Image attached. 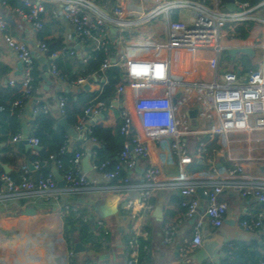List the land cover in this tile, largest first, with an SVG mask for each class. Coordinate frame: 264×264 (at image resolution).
I'll return each instance as SVG.
<instances>
[{
	"label": "built area",
	"instance_id": "built-area-1",
	"mask_svg": "<svg viewBox=\"0 0 264 264\" xmlns=\"http://www.w3.org/2000/svg\"><path fill=\"white\" fill-rule=\"evenodd\" d=\"M24 8L15 11L22 19L30 24L35 32L44 28L43 15L46 4L58 7L56 18L66 20L75 35L84 44L91 41L97 42V47L108 54L111 30L117 29L115 42L120 46L119 59L107 57L98 72L71 81L68 74L58 69L53 63L47 72L58 81L70 87L82 88L89 81L98 83L103 80L105 73L112 66H117L124 75L125 81L130 84L143 86H159L165 89L168 104L164 108H154L156 120L150 124L153 129L151 141H170V153L175 160V167L179 174L184 176V170L193 163L189 145V137L201 136L204 139L195 149V158L205 166V173L211 178L189 180L186 178L171 179L158 166H150L145 170V181L137 190L139 192L141 211L151 210L149 200L157 192L179 190L183 201L187 219H195L192 237L185 239L179 249V256L171 264H183L191 255L203 247L204 230L208 223L213 228H220L228 212V204L219 201V196L224 191H233L245 199H251L264 205V178H253L248 173V163L258 160L264 168V157L256 158L254 154L264 149L260 145L264 139H252V135L264 133V31L262 40L255 44L246 45L238 38L236 31L240 27L248 28L253 23H258L264 30V19L258 14L264 7V1L256 6L250 3L234 1L235 11L227 8L222 0H159L146 1V6L141 12L128 13L117 7L114 9L100 8L93 0H20ZM5 3V2H4ZM186 12L187 19H174V15ZM160 27L155 31V27ZM148 28L145 34L134 33V29ZM0 29L6 34V41L10 51L22 65L23 86L22 100L14 107L20 114L25 104L33 98L34 94V65L35 56L28 44L23 40L15 39L10 35L9 25L0 18ZM130 36V38H126ZM41 55L49 57V47L45 40L37 42ZM250 48L259 55L254 61L255 68L245 72L242 62L235 56L226 66L227 70L219 74V60L223 52ZM175 52H182L186 72L172 69ZM61 54L75 55L72 49L64 48ZM211 57L209 61L205 58ZM54 57V54L51 55ZM233 57V56H232ZM114 61V62H113ZM202 61V62H201ZM211 70V78L195 79L188 70H195L197 64H207ZM199 64V65H200ZM183 74V75H181ZM92 83V84H93ZM15 85L14 81L10 82ZM125 85L119 84L113 103H117L125 94ZM179 94V97L177 95ZM67 98L60 96L58 107L60 114L65 116ZM113 107V105H109ZM107 105L102 102L94 103L85 111L75 125L77 134L84 136L91 133L87 128V119L91 115H98ZM153 110V109H151ZM197 111L196 120L198 128L192 126L191 111ZM161 112V113H158ZM48 115L49 108L45 105H35L33 115ZM122 124L120 135L127 141L123 150L118 155L117 162L110 169V162L106 161L94 166V170L101 172L108 181L122 177L124 171L131 172L138 167L141 160L150 156L148 140L142 139L135 131L134 118L127 108L122 109ZM163 118L161 121L160 118ZM232 135H246L243 141L246 144L247 156L242 161H235L231 151L235 142ZM24 138L18 134L13 140L22 141ZM29 143L37 147L39 140L29 139ZM70 137L67 136L60 156L69 149ZM242 144V142L240 143ZM216 156L224 158L230 165L222 167ZM83 152H78L65 168L56 156L49 160L37 161L33 164L37 171H41L48 162L54 164L56 170L63 173L67 189L57 186L54 172H48L34 180L30 175L28 166L22 168L19 182L8 175L2 177L3 186L0 188V205L27 198L31 194L58 201L65 193H83L92 188V182L82 170ZM164 177V178H163ZM130 178H123L129 183ZM202 189L207 199V207L200 214V198L198 191ZM132 206V202H130ZM76 209L65 205L59 212V218L64 220ZM142 218V216H139ZM241 227L246 232L256 233L264 230V213L258 214L253 219L241 222ZM174 229L165 232V242L171 243ZM137 238L142 236L139 229L133 231ZM137 241L133 240L130 260L126 264H137ZM231 248V247H230ZM147 249L146 246L143 247ZM73 255V254H70ZM2 264H12L4 260ZM259 264H264L260 261Z\"/></svg>",
	"mask_w": 264,
	"mask_h": 264
},
{
	"label": "crops",
	"instance_id": "crops-1",
	"mask_svg": "<svg viewBox=\"0 0 264 264\" xmlns=\"http://www.w3.org/2000/svg\"><path fill=\"white\" fill-rule=\"evenodd\" d=\"M93 1L100 8L114 9L119 7L125 12L135 14L144 9L147 0H140L142 8L140 10L123 9L125 3L129 0ZM150 1L158 2L159 0ZM4 2L0 0V18L9 25V32L12 37L23 40L28 44L35 56V60L48 61L49 58L41 55L37 48V42L45 40L51 47L58 49L54 57H51L49 60L60 58L61 64L65 66L66 64H70L74 73L80 71V65L88 62L91 51L100 49L97 47V42L94 41L84 44L75 35L73 28L66 20L56 18L55 13L59 10L57 6L46 4V12L43 15L44 28L41 32H35L32 26L26 23L15 11L19 7H10ZM261 11H264V7ZM187 16L186 12L174 15L177 19L179 17L187 19ZM253 24H255V34L247 42H242L246 45L255 44L259 35L262 34L263 36L264 30L261 25L258 23ZM142 28H144L143 32L141 31ZM142 28L132 31L143 35L148 31V28ZM154 30L159 31L160 27L157 26ZM5 34L0 29V71L5 73L1 79V85L14 86L10 82L14 81L16 84H20L22 74L18 70L19 61L10 51L4 40ZM110 34L112 36L110 43L117 44L115 42L117 29L112 28ZM126 38H130V36H126ZM64 48L74 50L75 55L61 54ZM182 55V52L174 53L172 69L177 73H180V69L187 73L184 59L181 57ZM210 57L211 55L207 54L205 58L209 61ZM257 57L258 54L254 50V56L250 57L252 63L257 60ZM50 63L52 64L53 62L51 61ZM199 64H197L195 70H188L190 75L195 79H210L212 72L209 68V62L207 64ZM39 67L42 68V65ZM48 81L49 83L47 84L43 78V82L38 83L37 89L34 88L33 98L25 104L21 114L19 109L15 108L14 105L22 100V98L13 105V109L18 111L19 134L24 139L22 141H14L10 130H6L7 132L0 130V182H2L1 179L4 175H8L19 182L24 166L29 167L30 175L34 180L43 175L41 171H37L33 166L35 162L39 161L34 158L39 154L41 149L34 150V146L30 143L32 148L28 149L23 144L24 140L29 141V139L33 138L34 122L38 118L33 115V109L36 104L47 106L49 108L47 116L55 120L56 127H62L58 126V122L61 119L66 120V118L60 114L58 99L60 96H64V94L77 89L58 81L52 76H48ZM103 81L104 83H102ZM105 83L106 80L103 78L100 82L91 84L88 92L100 91L102 85ZM122 83L125 85L126 92L120 97L118 104L113 103L116 97L115 92L114 98L110 103L113 107L106 104V109L102 110L100 114H93L88 117L87 125L90 126V129L94 126L102 125L104 128L110 129L112 134L116 136L118 133L120 134L122 109L127 108L134 118L136 133L142 139L148 140L150 156L147 159L141 160L135 170L131 172L124 171L122 177L119 179L108 181L101 172L94 170V166L97 165L98 161L96 150L100 148V145L95 139L89 138L91 133H85L84 136L78 134L77 140H73L70 137L69 149H79L84 153V158L82 159V170L84 173L86 172L84 171L83 161L86 157H89L92 170L86 173V175L92 182V188L83 193L62 194L58 201L31 194L27 198L10 202L6 206L0 205L1 262L8 260L12 264H69L71 257L75 255L73 254L74 246L71 248L64 239V227L67 219H72L73 221L82 219L84 222H89L90 219L94 220L97 225L96 234H100V229H103V226L108 228V230L103 229V240L99 241L102 250L97 254L95 253L96 258L93 259V264H126L130 260L131 249H129V245L133 240H136L138 244L136 248L138 252L137 264H171L177 260L179 249L183 245L184 240L193 235L194 224L193 219L186 218L184 209L181 207L183 197L180 191L168 190L157 192L149 200V204L152 207L151 210L141 211V202L137 188L144 183L145 170L150 166H158L171 179L186 178L189 180H201L211 178L205 173V166L195 158V149L202 137L195 135L188 138L193 163L185 168L184 176H182L174 165L175 160L170 153V141H151L153 129L150 128V124L157 118V115L154 114L157 110L154 108H164L168 104L165 89L159 86H145L146 91H138V84L135 86V84H130L125 80L119 84ZM83 87L81 88L82 90ZM101 115L104 117L102 118ZM80 118L78 117L77 123ZM160 119L163 121L162 117ZM64 131L66 132L65 129ZM67 136L69 137L68 134ZM230 138L235 142V147L231 151L232 158L237 162L246 159V144L243 141L247 139V136L232 135ZM256 138L264 139V133L252 135V139ZM126 141L125 139V143ZM241 142L242 144H240ZM260 145L264 147V141H261ZM119 154H117L115 162H117ZM254 156L256 158L264 157V149L256 152ZM216 160L222 167L230 165L224 158L216 156ZM198 164L202 166V170L196 168ZM247 165L250 177L264 178V168L258 160H254ZM54 171L63 176V173L56 170L54 164H52L51 172ZM125 177L130 178L128 184L123 181ZM2 186L3 183L0 188ZM67 188L68 186L66 185L65 189ZM199 191L202 193H199ZM199 191V213L202 214L207 207V199L203 190L199 189ZM219 201L226 202L229 207L224 223L220 228H213L207 223L204 234L205 237L210 235L222 239L221 248L211 258L202 247L195 254L189 256L183 264H220L224 259L232 257L231 251L234 250V246L236 245L245 248L250 255L255 256L258 262L264 261V230L250 233L241 227L243 220L253 219L258 214L264 213V205L251 199L242 198L238 193L233 191H224L219 196ZM130 202H132V206H130ZM65 205L76 209L77 213H71L62 220L59 218V212ZM27 209H35L37 214L35 216L28 215L25 213ZM97 212L102 215L101 221ZM139 216H142V218ZM135 229H139L142 236L136 238L133 234ZM173 229L175 230L173 240L171 243H166L165 232ZM56 235H58V240L56 239ZM144 246L147 247L146 250L143 249ZM120 249L122 251L118 253ZM84 254L86 252L78 255L83 264ZM88 255H92V252H89Z\"/></svg>",
	"mask_w": 264,
	"mask_h": 264
},
{
	"label": "trees",
	"instance_id": "trees-1",
	"mask_svg": "<svg viewBox=\"0 0 264 264\" xmlns=\"http://www.w3.org/2000/svg\"><path fill=\"white\" fill-rule=\"evenodd\" d=\"M5 3L12 7L24 8L20 0H3ZM242 3H250L251 6H256L263 2V0H238ZM176 20L177 17H174ZM254 25L251 24L248 28L240 27L237 31V38L241 42H247L253 37ZM49 47V59L51 55L55 54L58 50L57 48ZM61 48V47H60ZM59 48V49H60ZM119 50L120 47L116 43H111L108 54H106L102 49H95L89 53L90 59L87 63L79 66L80 71L73 73L72 67L70 64L63 65L61 64L60 58L48 59L46 62L40 61L39 59L35 60L33 77H34V88L37 89V85L40 82H43V76L48 72L50 62L64 73L68 74L71 81H76L79 77H84L89 74L98 72L104 60L107 57L114 59H119ZM227 55L230 57V60H233L234 57H231L227 52ZM237 58L242 62L245 72H249L255 68V64L252 63V59L243 55L242 59L237 56ZM42 65V68L39 66ZM6 70V69H5ZM4 70V72H5ZM7 72V70H6ZM5 73L0 71V130L7 132L6 130L11 131V135L14 138L20 132V124L18 120V111L13 109V105L22 98L23 95V86L20 84H15L14 86H2L1 79ZM106 83L102 85V89L98 92H86L81 88H77L68 94H64L67 98L65 118L71 126L77 124L78 117L84 115V110L94 103L102 102L107 105H110L112 102L117 86L119 83L124 81V75L122 73L118 74L115 71L108 70L104 76ZM36 93V91H35ZM34 122V134L33 138L39 140V146L41 151L34 158L35 160L45 161L49 160L50 156H56L57 161H61L65 168L70 166V161L78 152H82L79 149H68L64 155H59L60 150L64 147L67 134L62 127H56L55 120L47 115L40 114ZM90 139H95L96 142L100 145V148L96 150L97 153V164L104 163L106 161L110 162L109 168L111 169L116 163L115 158L119 154L125 145V138L119 133L114 136L112 131L108 128H104L102 125L94 126L91 129ZM204 139L203 137L201 138ZM199 170H202V166L199 164L196 166ZM52 169V162L49 161L41 173L46 175ZM96 228L94 220L90 219L89 222H84L82 219L73 221L72 219H67L65 222L64 233L65 240L67 244L72 248L76 243H82L86 248V258L84 261L93 262L94 260L88 255L91 250L89 248L94 246V251L97 254L100 252L101 246L99 244H93L96 237ZM58 235H56V239ZM232 257H228L220 262V264H259L258 260L255 259L254 255H250L248 251L241 246H234V250L231 251Z\"/></svg>",
	"mask_w": 264,
	"mask_h": 264
},
{
	"label": "water",
	"instance_id": "water-1",
	"mask_svg": "<svg viewBox=\"0 0 264 264\" xmlns=\"http://www.w3.org/2000/svg\"><path fill=\"white\" fill-rule=\"evenodd\" d=\"M226 5H227V8L231 11H235L236 10V7L234 5V1L235 0H223ZM229 54L233 57L239 55V54H244V55H247L249 57H253L254 56V50L250 49V48H244V49H237V50H231L229 52ZM114 62V61H113ZM18 70L21 72L22 71V65L19 64L18 66ZM112 71H115L116 73L120 74L121 71L120 69L117 67V66H112L111 69ZM44 80L46 81V83L48 84L49 81H48V76L45 75L43 76ZM93 82L92 81H89V83L87 85H85L83 87V90L88 92L90 90V85L92 84ZM104 83V81L102 82ZM179 97V94L177 95L176 98ZM101 117L103 118L104 116L101 115ZM190 117L192 118V126L194 128H198L199 124H198V121L196 120V117H197V111L194 110V111H191L190 113ZM58 126H62L65 130H66V133L69 135V137H71L73 140H77L78 139V134L77 132L75 131V128L70 126L67 121L65 119H61L59 122H58ZM90 126L87 125V128H89ZM23 144H25L27 146L28 149L32 148L29 144V141L28 140H24L23 141ZM34 150H40L41 147L40 146H37V147H33ZM31 166V164H29ZM83 167H84V171L86 173H88L89 171L92 170V166L90 165V162H89V157H86L83 161ZM54 175H55V179H56V182H57V186L59 188H65L66 187V181L63 180V177L57 172V171H54ZM2 185V182H0V186ZM199 193H202L201 191H199ZM26 214L28 215H36L37 214V211L35 209H27L25 211ZM105 215H106V212H105ZM195 221V219H193V222ZM222 243V239H220L219 237H213V236H206L204 237V243H203V250L207 253V255L209 257H213L215 252L221 248V244ZM178 249H179V246H178ZM86 252V248L84 247V245L82 243H76L74 245V248H73V254L75 256H78L79 254H82ZM177 256H178V252H177Z\"/></svg>",
	"mask_w": 264,
	"mask_h": 264
},
{
	"label": "rangeland",
	"instance_id": "rangeland-1",
	"mask_svg": "<svg viewBox=\"0 0 264 264\" xmlns=\"http://www.w3.org/2000/svg\"><path fill=\"white\" fill-rule=\"evenodd\" d=\"M123 9H125V10H133V9H139L140 10V9H142L140 0H129V1H127L125 3V5H124ZM262 10H263V8H262ZM258 16L262 17L264 19V11H260ZM137 31H140V30H137ZM141 31L143 32L144 28H142ZM258 40L259 41L262 40V34L259 35ZM239 57L242 59L243 55L240 54ZM230 62H231V60H230V57L227 55V51L223 52V54L221 55L220 60H219V74L220 75L223 73V71L227 70L226 66ZM144 87L145 86H143V85L142 86L141 85L137 86L138 91H146V89ZM97 214H98V217L100 218L99 220L101 221L102 220V215L100 213H98V212H97ZM103 229L108 230V228L106 226H103ZM103 229H100L101 232H102V235H101V232H100V234H96L95 240L93 242L94 245L95 244H99V241L103 240ZM61 243H62V241H61ZM89 250H91V252H92V255H90V258L95 259L96 257H95L94 246H91L89 248ZM121 251L122 250L120 249L118 251V253L121 252ZM85 258H86V254H84V260H85ZM93 262L84 261V264H93ZM0 263H3V262H1V260H0ZM69 264H83V263H81L80 256H73V257H71V259L69 261Z\"/></svg>",
	"mask_w": 264,
	"mask_h": 264
}]
</instances>
